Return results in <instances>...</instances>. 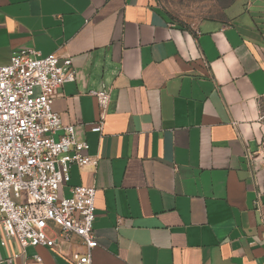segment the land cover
I'll use <instances>...</instances> for the list:
<instances>
[{"label": "crops", "instance_id": "crops-1", "mask_svg": "<svg viewBox=\"0 0 264 264\" xmlns=\"http://www.w3.org/2000/svg\"><path fill=\"white\" fill-rule=\"evenodd\" d=\"M220 3L186 25L159 0H0V66L71 60L51 110L98 159L68 183L96 189L91 264H264V0ZM76 249L0 235V264H72Z\"/></svg>", "mask_w": 264, "mask_h": 264}, {"label": "built area", "instance_id": "built-area-1", "mask_svg": "<svg viewBox=\"0 0 264 264\" xmlns=\"http://www.w3.org/2000/svg\"><path fill=\"white\" fill-rule=\"evenodd\" d=\"M74 80L70 58L42 57L34 50L16 53L0 66V235L1 245L15 239L22 249L41 246L65 257L75 244L70 262L91 264L98 246L96 189L68 183L72 167L95 170L98 159L77 140L74 127L62 125L51 110L63 85ZM91 94L99 112L91 130L101 133L110 91L103 87ZM257 104L264 129V95Z\"/></svg>", "mask_w": 264, "mask_h": 264}, {"label": "rangeland", "instance_id": "rangeland-1", "mask_svg": "<svg viewBox=\"0 0 264 264\" xmlns=\"http://www.w3.org/2000/svg\"><path fill=\"white\" fill-rule=\"evenodd\" d=\"M221 1L222 0H159V4L162 8L169 11L176 21L191 25L202 18L214 15Z\"/></svg>", "mask_w": 264, "mask_h": 264}]
</instances>
